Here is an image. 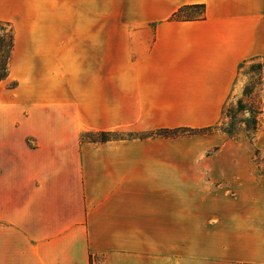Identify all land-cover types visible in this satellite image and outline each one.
Segmentation results:
<instances>
[{
	"label": "crops",
	"instance_id": "obj_1",
	"mask_svg": "<svg viewBox=\"0 0 264 264\" xmlns=\"http://www.w3.org/2000/svg\"><path fill=\"white\" fill-rule=\"evenodd\" d=\"M44 1L0 0L14 31L0 80V264H264V70L251 141L149 135L213 127L243 99L245 67L264 62V0H158L150 21L53 41ZM194 6L202 18L170 19ZM84 132L132 136L83 143ZM230 149L236 165L219 166ZM225 182L236 198H192Z\"/></svg>",
	"mask_w": 264,
	"mask_h": 264
},
{
	"label": "rangeland",
	"instance_id": "obj_2",
	"mask_svg": "<svg viewBox=\"0 0 264 264\" xmlns=\"http://www.w3.org/2000/svg\"><path fill=\"white\" fill-rule=\"evenodd\" d=\"M48 14L42 16L43 25L48 24L47 37L50 41L67 40L73 38H88L93 29L97 33H104L121 23L146 22L160 16V2L158 0H45L44 4ZM164 4H161V8ZM200 10H183L180 17L197 18ZM14 31L9 24L0 22V76L8 72V60L12 49ZM264 70V62L254 61L245 67L244 73L248 75V83L243 90V99L236 104L229 105L227 112L222 115V120L202 134H182L176 137L217 135L224 134L228 139L236 141L241 139L251 141L257 124L259 113L257 88ZM11 81L8 86L12 87ZM114 135L106 137L109 140L126 139L132 135L120 132H111ZM93 132L80 134L83 143L97 141ZM86 136V137H84ZM166 138V137H165ZM29 144V142H27ZM233 149V148H232ZM230 149L219 158V166L232 167L236 165L233 150ZM236 150V148H234ZM209 153H212L210 150ZM253 164L262 166L260 156L252 153ZM194 199L228 200L236 198V185L225 182L220 186L209 185L198 191H192ZM231 210V208H228Z\"/></svg>",
	"mask_w": 264,
	"mask_h": 264
},
{
	"label": "trees",
	"instance_id": "obj_3",
	"mask_svg": "<svg viewBox=\"0 0 264 264\" xmlns=\"http://www.w3.org/2000/svg\"><path fill=\"white\" fill-rule=\"evenodd\" d=\"M195 10H200V15H198L197 18H202V6H194L193 7ZM183 10L185 9H180L177 12L173 13L171 16V20H186V19H190V18H186V17H180L181 14L183 13ZM6 78V75L0 76V80H3ZM227 108L224 109L223 111V115L225 114V112H227ZM211 128V127H210ZM210 128H206V129H200V130H191V129H160L157 130L156 132H153L151 134H149L150 136H157V137H176L177 135H182V134H189V135H195V134H202V133H206L208 132V130ZM98 138L97 141H91V143H104L106 141H109V139H107L106 137H111L114 134L111 132H100V133H96L93 134ZM86 137V136H84ZM80 141H83V138H80Z\"/></svg>",
	"mask_w": 264,
	"mask_h": 264
}]
</instances>
